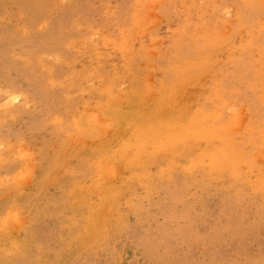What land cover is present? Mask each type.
I'll list each match as a JSON object with an SVG mask.
<instances>
[{
	"label": "rangeland",
	"instance_id": "obj_1",
	"mask_svg": "<svg viewBox=\"0 0 264 264\" xmlns=\"http://www.w3.org/2000/svg\"><path fill=\"white\" fill-rule=\"evenodd\" d=\"M0 264H264V0H0Z\"/></svg>",
	"mask_w": 264,
	"mask_h": 264
}]
</instances>
